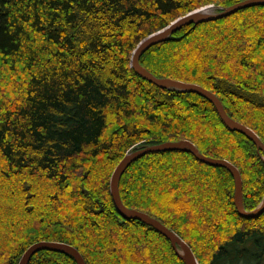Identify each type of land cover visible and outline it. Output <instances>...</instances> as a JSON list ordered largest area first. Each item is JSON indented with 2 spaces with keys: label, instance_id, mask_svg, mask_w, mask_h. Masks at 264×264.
<instances>
[{
  "label": "trees",
  "instance_id": "16d2710c",
  "mask_svg": "<svg viewBox=\"0 0 264 264\" xmlns=\"http://www.w3.org/2000/svg\"><path fill=\"white\" fill-rule=\"evenodd\" d=\"M240 0H0V264L35 242L77 247L87 264H186L171 241L124 218L111 194L137 147L189 139L240 170L243 203L264 198V152L197 92L163 88L131 64L139 42L202 5ZM140 63L198 83L264 142V4L189 24ZM123 203L180 234L200 264H264V212L235 203L225 166L185 150L149 152L125 170ZM28 264H77L42 249Z\"/></svg>",
  "mask_w": 264,
  "mask_h": 264
},
{
  "label": "water",
  "instance_id": "95a60500",
  "mask_svg": "<svg viewBox=\"0 0 264 264\" xmlns=\"http://www.w3.org/2000/svg\"><path fill=\"white\" fill-rule=\"evenodd\" d=\"M257 4H264V0H240L216 13L208 12L207 10L208 8L206 7L191 10L177 17L176 19L171 21L168 25H166L164 28L156 32H153L150 35L146 36L144 39H142L133 52L131 58V64L140 75H142L144 78L150 80L151 82L157 84L160 87L177 88L180 90L197 92L199 94L206 96L207 98L212 100V102L215 104L222 120L229 128L244 133L256 143V145L260 150L264 151V142L261 140L259 134L249 125L242 123L241 121L231 117L226 111L221 99L212 90L198 83L186 82L183 80L170 78V77H158L140 63V56L147 48H149L151 45H154L158 42L168 39L175 31L184 27L185 25L198 24L211 19L222 18L232 13H235L242 8ZM167 150L189 151L193 153L196 156V158L202 162L208 163L210 165L225 166L229 168L235 177V183H236L235 203L237 205L239 212L242 215L252 218L263 213L264 199L260 204V206H258L257 208L253 210L245 209L243 203V179L239 168L226 158H215L202 153L198 148V146L189 139H181L177 141H165L159 144H152L143 147H138L135 150L129 152L119 162V164L116 166L112 174L110 184H111V194L120 214L124 218H136L142 220L143 222H146L147 224L156 228L160 233L164 234L171 241L173 247L183 258L186 264H200L192 247L180 234H178L175 230L167 226L161 219L151 215L150 213L140 209L130 208L126 206L123 203L121 197L119 182L125 170L129 167V165L139 157L149 152L167 151ZM42 249L67 252L75 258L77 264H87L81 251L74 245L66 242L47 241V240L35 242L31 246H29L22 255L19 264H28L31 257L37 251Z\"/></svg>",
  "mask_w": 264,
  "mask_h": 264
},
{
  "label": "rangeland",
  "instance_id": "374dc122",
  "mask_svg": "<svg viewBox=\"0 0 264 264\" xmlns=\"http://www.w3.org/2000/svg\"><path fill=\"white\" fill-rule=\"evenodd\" d=\"M202 7H208V12L210 13H216L218 11H221L222 9L224 8H227L228 6H223V5H219V4H213V3H208V4H205V5H202L198 8H202ZM197 9V8H196ZM167 141H177V140H167ZM140 147V146H139ZM138 148V147H137ZM264 152V151H263ZM264 199V198H263ZM263 201V200H262ZM262 201L258 204V206H260V204L262 203ZM258 206H256L255 208H257ZM254 208V209H255Z\"/></svg>",
  "mask_w": 264,
  "mask_h": 264
},
{
  "label": "bare ground",
  "instance_id": "6f19581e",
  "mask_svg": "<svg viewBox=\"0 0 264 264\" xmlns=\"http://www.w3.org/2000/svg\"><path fill=\"white\" fill-rule=\"evenodd\" d=\"M208 8V7H207ZM207 11V10H206Z\"/></svg>",
  "mask_w": 264,
  "mask_h": 264
}]
</instances>
